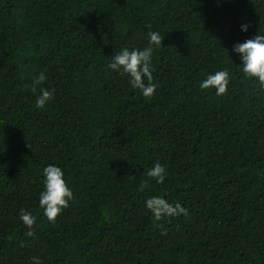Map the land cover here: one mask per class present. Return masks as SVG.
Instances as JSON below:
<instances>
[{
    "label": "trees",
    "instance_id": "trees-1",
    "mask_svg": "<svg viewBox=\"0 0 264 264\" xmlns=\"http://www.w3.org/2000/svg\"><path fill=\"white\" fill-rule=\"evenodd\" d=\"M149 31L165 39L145 98L107 65ZM258 34L264 0H0V264H264V88L232 52ZM220 70L226 94L199 88ZM49 164L73 192L54 223ZM153 196L188 214L155 221Z\"/></svg>",
    "mask_w": 264,
    "mask_h": 264
},
{
    "label": "clouds",
    "instance_id": "clouds-1",
    "mask_svg": "<svg viewBox=\"0 0 264 264\" xmlns=\"http://www.w3.org/2000/svg\"><path fill=\"white\" fill-rule=\"evenodd\" d=\"M241 31L248 32L250 24H241ZM165 38L159 32L149 31L147 33V46L143 48H122L111 57L107 68L122 76L128 77V83L133 89H138L145 98L152 97L156 92V84L152 76L153 53L162 47ZM232 52L240 60V68L245 77L256 80L264 88V35L258 34L254 38L238 42L233 45ZM46 80L44 72H40L33 78V91ZM146 81V82H145ZM229 85V72L227 70L216 71L207 75L199 83L201 90L215 89L217 96L226 94ZM39 95L35 100V107L44 108L52 99L54 90L41 87ZM144 174L163 184L166 179L165 167L157 162L149 168L144 169ZM73 198V192L65 181L64 171L61 167L49 164L43 169V190L39 193V207L49 222H55L62 210L68 207ZM145 206L152 214L155 221L163 217H175L188 214L187 209L180 202L169 203L165 198L153 196L145 201ZM19 220L31 229L35 223V217L26 210H21ZM32 231L28 236H33ZM32 264H42L37 258H32Z\"/></svg>",
    "mask_w": 264,
    "mask_h": 264
}]
</instances>
